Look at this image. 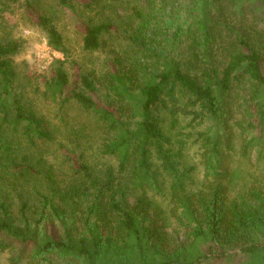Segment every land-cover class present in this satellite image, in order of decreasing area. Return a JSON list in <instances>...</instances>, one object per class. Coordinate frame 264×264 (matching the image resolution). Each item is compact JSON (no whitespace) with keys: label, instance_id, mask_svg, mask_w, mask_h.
Segmentation results:
<instances>
[{"label":"trees","instance_id":"trees-1","mask_svg":"<svg viewBox=\"0 0 264 264\" xmlns=\"http://www.w3.org/2000/svg\"><path fill=\"white\" fill-rule=\"evenodd\" d=\"M136 1L147 7H133L134 63L115 59L100 77L75 72L70 81L56 61L45 81L52 97L69 90L61 102L100 124L99 154L111 163L96 170L61 147L70 174L58 181L48 172L35 201L23 187L42 175L43 163L18 164L11 147L19 138L35 147L53 137L18 87L20 44H0V174L13 179L0 184L7 264H264V0H172L164 32L152 26L156 0ZM37 24L49 47L68 57L51 19L38 16ZM83 25L84 51L118 32ZM180 121L188 131L173 142ZM188 140L199 152V185L185 162ZM155 197L168 201L181 230L175 245L163 241ZM49 224L61 232H48Z\"/></svg>","mask_w":264,"mask_h":264},{"label":"rangeland","instance_id":"rangeland-1","mask_svg":"<svg viewBox=\"0 0 264 264\" xmlns=\"http://www.w3.org/2000/svg\"><path fill=\"white\" fill-rule=\"evenodd\" d=\"M66 1L68 6L61 4L59 0H0V44L13 41L20 44L17 55L13 57L19 78L18 87L25 92L26 108L49 123L47 128L53 137L52 142L38 141L35 147L29 146L25 140L19 138L11 147L14 152L12 157H15V162L18 164L22 163L23 157H28L32 163L36 161L43 163L42 175L32 178L31 183L23 187L33 201L36 200L34 189L42 188V183L45 185L48 172L58 181H62L70 174L61 147L74 152L71 154L75 157L83 154V160L96 170L104 169L111 163L99 154V147L103 142L100 124L74 102H61L67 97L69 90L54 98L46 89L45 81L49 80L52 68L57 64L56 61L63 62L70 81H73L75 72L91 75L94 73L95 77H100L102 72L107 70L108 63L115 59H120L127 65L134 63L136 47L130 44L128 37L134 34L139 20L133 16V7L143 11H146L147 7L146 3L141 4V1L136 0ZM156 3L158 7L154 12L156 17L152 21V26L164 32L161 23L172 17V0H156ZM38 16L51 19L52 25L63 38L68 57H63L61 53L49 47L46 34L37 24ZM257 17L259 18L258 15ZM89 22L93 25L110 24L118 32L112 30L104 33L100 37L98 50L84 51L83 24ZM185 125L186 121H180V128L170 134L173 142H177L180 138L184 139L183 135L188 131L183 128ZM164 128L168 131L169 124H165ZM183 153L186 164L196 168L192 176L195 184L199 185L202 180V168L199 165L197 145L193 144L192 140H188ZM37 169L41 171L40 167ZM7 179L13 180L0 174V184L3 181L7 182ZM17 182L21 184L20 179ZM7 193L11 194V202L15 205L10 188L4 194ZM233 196L234 192L230 197ZM153 199L162 210L163 241L167 246L175 245L180 241L181 230L169 219L168 201L161 197ZM162 223L160 222V225ZM61 229L59 224L47 226V231L54 234L61 232ZM15 249H20V246L16 245ZM11 255L12 252L0 251V264H7Z\"/></svg>","mask_w":264,"mask_h":264}]
</instances>
